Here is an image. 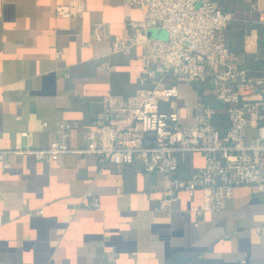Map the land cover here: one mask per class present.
Listing matches in <instances>:
<instances>
[{"label": "crops", "instance_id": "obj_1", "mask_svg": "<svg viewBox=\"0 0 264 264\" xmlns=\"http://www.w3.org/2000/svg\"><path fill=\"white\" fill-rule=\"evenodd\" d=\"M213 1L232 14L223 32L232 62L264 81V0ZM155 26L123 0H0V264H264V195L253 186H235L224 208L202 215V192L179 190L168 211L166 174L86 147L88 128L124 117L133 95L156 87L177 86L159 104L181 123L207 114L228 128L212 72L188 81L144 65L142 41ZM116 37L138 41L116 51ZM63 119L77 124L70 150L43 160L25 150L48 147ZM204 163L202 151L181 153L178 176Z\"/></svg>", "mask_w": 264, "mask_h": 264}, {"label": "built area", "instance_id": "obj_2", "mask_svg": "<svg viewBox=\"0 0 264 264\" xmlns=\"http://www.w3.org/2000/svg\"><path fill=\"white\" fill-rule=\"evenodd\" d=\"M127 5L144 8L156 22L154 28L167 31V37L145 35L141 58L147 68L156 62L165 72L173 70L179 78L197 81L207 71L217 79L216 93L220 107L227 114L228 128L223 133L209 115H200L196 125L180 122L177 111L160 109L161 96L177 95L176 85L141 90L133 95L124 117H114L109 123L88 128L86 147L107 154L115 163L140 160L145 172L160 171L169 178L160 207L170 211L176 192L186 190L195 197L202 192L203 203L194 207L199 215L226 206L237 185H250L264 195V81L249 76L245 68L232 60V48L225 42L224 30L232 14L213 0H123ZM58 13L70 12L58 6ZM137 37H116L113 49L127 51ZM47 124V122H45ZM72 120L57 122V138L46 148H25L36 158L57 159L70 150ZM256 134L248 136V128ZM100 135L105 136L99 143ZM23 150V147H19ZM202 151L205 163L189 178L178 176L181 153ZM4 151H0V158ZM8 164V163H7ZM90 206L98 207L99 198L91 191ZM42 212V209H39ZM240 264H247L245 259Z\"/></svg>", "mask_w": 264, "mask_h": 264}, {"label": "water", "instance_id": "obj_3", "mask_svg": "<svg viewBox=\"0 0 264 264\" xmlns=\"http://www.w3.org/2000/svg\"><path fill=\"white\" fill-rule=\"evenodd\" d=\"M148 35L151 37H161L166 38L167 37V31L161 28H151L148 31Z\"/></svg>", "mask_w": 264, "mask_h": 264}]
</instances>
